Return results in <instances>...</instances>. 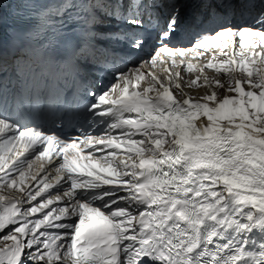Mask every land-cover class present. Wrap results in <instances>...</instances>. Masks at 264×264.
Returning a JSON list of instances; mask_svg holds the SVG:
<instances>
[{
	"label": "snow or ice",
	"instance_id": "6c2138e0",
	"mask_svg": "<svg viewBox=\"0 0 264 264\" xmlns=\"http://www.w3.org/2000/svg\"><path fill=\"white\" fill-rule=\"evenodd\" d=\"M22 2L37 7L39 0ZM205 5L220 17L216 26L201 21L186 45L177 44L181 0H168L153 52L118 71L106 90L89 93L88 110L103 126L79 136L60 124L22 126L4 114L9 56L14 66L36 56V71L58 63L76 72L103 20L133 6L122 19L137 29L126 40L140 52L150 39L141 34L149 31L139 13L144 0H97L96 12L79 19L49 5L36 11L39 23L13 29L8 41L0 31V264H264V0H240L243 22H235L232 0H200ZM149 6L160 8V0ZM54 45L66 55L56 56ZM213 47L226 58L198 70L239 72L229 78L233 94L179 100L173 87L182 91L180 73L172 67L191 72V58ZM17 142L38 151L31 159L9 157ZM42 158L37 180L30 170ZM45 163L52 164L47 172ZM29 177L36 183L26 188Z\"/></svg>",
	"mask_w": 264,
	"mask_h": 264
}]
</instances>
